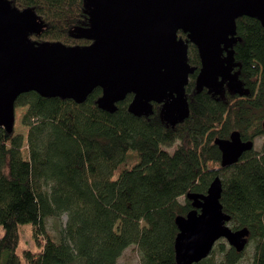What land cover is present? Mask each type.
Listing matches in <instances>:
<instances>
[{
  "label": "trees",
  "instance_id": "obj_1",
  "mask_svg": "<svg viewBox=\"0 0 264 264\" xmlns=\"http://www.w3.org/2000/svg\"><path fill=\"white\" fill-rule=\"evenodd\" d=\"M20 10L33 9L42 28L33 41L87 45L78 36L91 25L89 0H10ZM187 38V34L180 32ZM233 49L243 93L226 87L222 94L198 89L202 67L195 44L189 62L196 68L186 87L190 115L168 122L162 104L151 115L129 110L133 94L116 112L102 109L97 87L83 103L21 94L27 106L28 157L24 137L0 127V264H119L124 251L137 245L142 264H176L177 217L192 208L191 192L207 193L215 176L223 180L221 202L232 228L250 229L256 242L253 264H264V145L246 151L231 166H222L216 139L239 131L244 140L264 135V26L250 16L237 19ZM179 142L175 151L165 146ZM139 163L122 170L128 152ZM67 214L56 240L48 217ZM31 224L38 247L20 249V227ZM217 252L223 254L218 262ZM245 250L216 243L207 258L193 264H237Z\"/></svg>",
  "mask_w": 264,
  "mask_h": 264
},
{
  "label": "water",
  "instance_id": "obj_2",
  "mask_svg": "<svg viewBox=\"0 0 264 264\" xmlns=\"http://www.w3.org/2000/svg\"><path fill=\"white\" fill-rule=\"evenodd\" d=\"M91 25L78 36L87 45L39 43L31 34L42 23L33 9L20 10L0 0V127L14 129L16 100L29 91L45 97L85 102L101 87L99 106L111 113L133 94L129 110L151 115L162 104L170 123L190 115L186 87L196 70L189 62V42L195 44L202 67L198 89L222 94L226 87L243 93L233 49L237 19L257 18L264 26V0H89ZM187 38L180 36V32ZM264 127V121H263ZM222 166L237 163L254 148L239 131L216 139ZM223 180L215 176L207 193L191 192L193 208L177 217L176 264H193L211 255L225 238L238 252L246 249L250 229H234L221 202Z\"/></svg>",
  "mask_w": 264,
  "mask_h": 264
},
{
  "label": "rangeland",
  "instance_id": "obj_3",
  "mask_svg": "<svg viewBox=\"0 0 264 264\" xmlns=\"http://www.w3.org/2000/svg\"><path fill=\"white\" fill-rule=\"evenodd\" d=\"M237 73V72H236ZM238 74V73H237ZM27 106H16V120L14 124V135L21 134L24 137L25 143L23 147L24 156L28 157V146H27V136L29 131V126L24 123V115L27 111ZM163 110V109H162ZM163 112V111H162ZM179 142H176L172 146H165L166 149L173 152L178 147ZM264 145V135L259 136L255 139V149L261 150ZM140 157L136 150H130L128 152L127 159L119 166L115 177L119 175V173L126 169L132 168L135 164L139 163ZM68 220L67 214H64L61 218L59 217H48L47 218V227L51 235L59 240L61 230L66 226ZM230 226L233 224L229 223ZM5 233V229L3 226H0V237ZM219 243H225L226 246L230 247L231 245L227 241V239L222 238L218 241ZM23 247L30 248L34 251L38 250V247L32 236V228L31 224H24L20 227V249L19 253L21 254V249ZM256 249V242L254 240H250L246 249L245 254L241 258V260L237 264H253L254 254ZM216 256L218 257V262L222 260L223 254L217 252ZM119 264H142L141 253L137 245H131L128 247L122 256L119 259Z\"/></svg>",
  "mask_w": 264,
  "mask_h": 264
}]
</instances>
